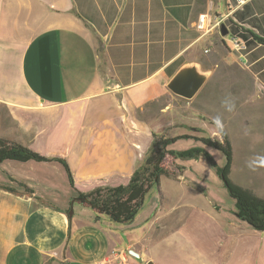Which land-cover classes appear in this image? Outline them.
I'll return each mask as SVG.
<instances>
[{
  "label": "crops",
  "instance_id": "obj_1",
  "mask_svg": "<svg viewBox=\"0 0 264 264\" xmlns=\"http://www.w3.org/2000/svg\"><path fill=\"white\" fill-rule=\"evenodd\" d=\"M234 5L0 0V137L63 159L72 176L71 184L58 160L0 163V185L14 190L0 188V264H264V229L210 195L204 171H216L203 155L166 154L156 187L161 197L143 200L130 218L115 220L79 197L127 184L155 135L220 139L218 128L230 120L221 121L210 99L228 87L232 138L242 145V162L236 173L232 156L229 178L235 172L233 183L264 198V150L255 140L264 132L248 106L264 105V0ZM230 11L222 36L214 24ZM231 35L246 48L237 51ZM186 62L210 74L182 101L166 85ZM179 141L186 147L175 149ZM193 146L214 160V148L193 138L166 148Z\"/></svg>",
  "mask_w": 264,
  "mask_h": 264
},
{
  "label": "trees",
  "instance_id": "obj_2",
  "mask_svg": "<svg viewBox=\"0 0 264 264\" xmlns=\"http://www.w3.org/2000/svg\"><path fill=\"white\" fill-rule=\"evenodd\" d=\"M218 133L220 139L190 135L174 137L155 135L149 155L143 165L135 170L127 184L122 186H98L86 194H79V197L91 207L97 209L99 213L107 214L115 220L130 218L142 204L148 190L152 187H157L158 175L162 168L161 163L166 154H174L180 158H196L203 155L215 168L217 176L221 179L229 196L234 200L233 206L236 216L253 228L264 229V198L231 181L229 172L233 158L232 145L223 129L218 128ZM187 138H193L204 146L220 151L225 159L224 164L221 167L217 166L210 154L202 146H193L181 151L167 150L168 144L178 139ZM6 159L15 161L33 160L37 162L58 160L64 165L69 181L72 184L70 169L63 159L45 157L17 141L0 137V163ZM0 188L14 191L6 186L0 185ZM26 192L31 193L27 188Z\"/></svg>",
  "mask_w": 264,
  "mask_h": 264
},
{
  "label": "rangeland",
  "instance_id": "obj_3",
  "mask_svg": "<svg viewBox=\"0 0 264 264\" xmlns=\"http://www.w3.org/2000/svg\"><path fill=\"white\" fill-rule=\"evenodd\" d=\"M228 58L227 61H234L235 60V55L228 53L227 54ZM233 90L235 91V89L233 88ZM222 95L219 97V99H215V98H209L210 99V105H211V109L217 111L218 117L221 119V121L223 120H230L227 121V125L229 126H224L223 130L227 133V135H231V137H229L230 142L232 143V149H233V156L235 157V160L233 162V166L235 165V169L234 171L237 173V166L240 165V163L242 162V160H239V152H241L239 149L240 147H242V145H237L236 144V140L234 138H232V135L234 133L233 130V126H234V117H233V108H234V100L232 99V97L230 96V90L227 87L224 91L221 92ZM182 101H185V99L179 98ZM182 103V102H181ZM248 106H252L250 108H256V111H258V115H257V123L258 125V131H263L264 132V105H259V104H254V102L248 104ZM235 116V114H234ZM220 126H222L221 123H219ZM205 133H207V130L205 131ZM255 140H260L262 141V146H257L259 147L260 151L264 150L263 146H264V138H256ZM186 145L185 143L179 141L177 143L174 144V148L175 149H181V148H185ZM238 148V150H237ZM211 154L214 158V160L216 161V163L221 166L224 163V156L221 152L212 149L211 150ZM235 172L232 174L231 179L235 180ZM175 175L177 174L176 172ZM172 174V172H171ZM204 178L206 180V183L209 187V193L211 196L215 197L222 206L228 208L229 206H233L234 205V200L228 195L226 189L224 188L222 182L218 179V177L216 176L214 170L207 165V169H205L204 171ZM164 177V176H162ZM163 180H161V184H162ZM235 182V181H234ZM154 195H157V197H161L160 193L158 192L157 188L154 187L152 189H150V191L147 193V195L145 196L144 199V204L147 205L148 201L150 200V198H153ZM73 209H69V211Z\"/></svg>",
  "mask_w": 264,
  "mask_h": 264
},
{
  "label": "water",
  "instance_id": "obj_4",
  "mask_svg": "<svg viewBox=\"0 0 264 264\" xmlns=\"http://www.w3.org/2000/svg\"><path fill=\"white\" fill-rule=\"evenodd\" d=\"M220 34H227L224 24L220 25ZM210 71L203 70L198 63H183L167 82L168 90L175 96L189 100L191 99L207 80Z\"/></svg>",
  "mask_w": 264,
  "mask_h": 264
},
{
  "label": "built area",
  "instance_id": "obj_5",
  "mask_svg": "<svg viewBox=\"0 0 264 264\" xmlns=\"http://www.w3.org/2000/svg\"><path fill=\"white\" fill-rule=\"evenodd\" d=\"M245 1L246 0H235L234 8L241 6ZM231 12L232 11L226 13L225 15H221V17L217 18L214 25L220 26V24L223 23V21L230 16ZM204 20H205V14H200L197 19V27L199 29L204 28ZM231 42L233 44V47H235L237 51H242L246 48L245 43L243 41H240L237 37H235V35H231ZM167 173L170 174V172Z\"/></svg>",
  "mask_w": 264,
  "mask_h": 264
}]
</instances>
